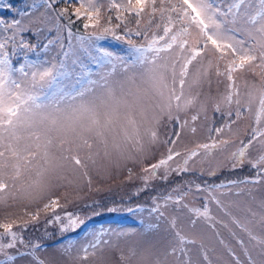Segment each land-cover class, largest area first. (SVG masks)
<instances>
[{"label":"snow or ice","instance_id":"snow-or-ice-1","mask_svg":"<svg viewBox=\"0 0 264 264\" xmlns=\"http://www.w3.org/2000/svg\"><path fill=\"white\" fill-rule=\"evenodd\" d=\"M59 3L61 0H31L27 9L16 10L13 18L0 17V205L6 204L9 198L36 200L49 196L42 209L27 213L28 220L0 222V254L5 257L0 264H15L18 259H27L29 264H45L36 256L40 243H26L23 236L29 224L40 222L41 211L48 217L45 225L58 224L61 232L74 231L85 223L78 213L64 210L61 214L66 205L59 197L49 194L58 186L53 181L63 179L65 171L88 177L87 162L95 164L91 151L94 146L95 155L99 156L102 151L109 161L115 156L117 160L142 162L149 157V146L158 142L155 126L161 115L166 114L169 122L175 120L181 130L184 128L187 120L181 121L173 110L179 113L195 105L197 98L185 96V85H199L208 78L209 69L213 67L212 59L207 65L204 63L208 55L215 58L217 75L226 76L229 82L228 93L216 105L217 112L221 111V104L226 106L227 110L221 114L228 119L220 127L208 129V143H197L184 151L176 150L181 131L173 132L165 141L167 154L142 168V187L134 194L146 191L157 178L166 181L173 172L177 175L189 173L196 165L206 162L209 163V176L215 175L220 166L236 171L245 164L251 167L254 175L220 184L189 182L187 190L176 188L163 197H153V204L147 211L156 224H149L148 229L161 223L167 226L165 230L171 239L165 251H159L151 241L138 240L128 248L127 255L121 253L122 264H168L169 256L175 257L176 264H193V249L188 246H195L196 241L188 239L177 227L184 210L188 209L195 217L191 220L193 227L197 219H203L215 230L216 222L207 202L202 209L189 208L185 203L189 193L206 192L220 205L212 195L220 189L230 192L239 189L235 194L240 195L244 191L251 192L249 185H264V0H178L168 4L160 0L159 8L157 0H127L126 3L110 0L108 11L114 9L120 21L115 28L125 25L121 35L109 27L95 31L102 20L107 24L112 21L111 15L102 13L100 0H63L64 6L57 8ZM0 8L11 11L14 5L3 4L0 0ZM157 13L163 22V34L153 32L149 39L148 31ZM129 16L135 19V30L126 26ZM145 16L148 21L142 30L141 21ZM53 22L58 35L55 40L49 39L43 48L47 50L59 44L61 53L58 55H63L64 60L57 64L39 55L35 59L25 56L24 62L15 66L12 56L17 49L31 51L38 47L25 41L23 33L33 29L42 31L43 28L37 26ZM78 22L85 34H80L79 29L73 30ZM155 27L159 29L161 24L156 23ZM90 28L94 30L89 31ZM62 33L66 34L63 38ZM109 33L116 40L127 43L125 55H117L97 43ZM133 35L142 37L145 44H137ZM65 40L67 50H64ZM81 51L91 56L97 65L110 66L112 71L100 74L96 80L77 78L74 83L70 82L71 74L65 62ZM221 61H225L224 73L219 71ZM246 65L249 71L255 73L259 68L260 72L258 83L246 85L247 102H244L235 86L233 73ZM208 83L210 86L211 81ZM256 99L259 106L247 142L240 140L235 150L229 152L234 141L224 138L225 133L234 135L231 126L245 111H252L251 104ZM200 109H204L203 104ZM196 119L193 115L192 120ZM191 131L195 133L196 129ZM253 148H258L255 157L249 155ZM81 149L89 150L83 160L78 155ZM217 152L228 155L224 161L212 165L211 159ZM33 161L39 162L35 168ZM22 176H27V180ZM87 183L91 189V178ZM168 208L175 215H167ZM127 210L141 209L137 206ZM233 222L248 233L250 242H256L253 248L244 249L246 264H264V238L253 235L247 224ZM107 231L101 228L87 234L91 239L79 248L83 254L81 259L95 255L98 248L110 243L104 239ZM73 247V242L69 241L64 252L70 253ZM13 249L14 254L6 251ZM200 249L205 253L204 260H208L202 244ZM229 254L233 264H241L234 251L230 250Z\"/></svg>","mask_w":264,"mask_h":264},{"label":"rangeland","instance_id":"rangeland-1","mask_svg":"<svg viewBox=\"0 0 264 264\" xmlns=\"http://www.w3.org/2000/svg\"><path fill=\"white\" fill-rule=\"evenodd\" d=\"M100 2L102 4V13L105 16L111 15L112 21L111 24H107L102 20L95 31H102L104 27H109L114 29L117 35H121L124 32L125 25L115 28V25L120 23V21L116 19L117 12L114 9L111 12L108 11L110 0H100ZM117 2H121V0H117ZM123 2L126 3L127 0H123ZM177 2L178 0H165L166 4ZM30 3L31 0H25L21 5L26 10ZM63 6V0L56 5L57 8ZM156 6L157 8L160 7V0H157ZM0 17L10 19L9 15L7 16L6 14H0ZM147 21L148 17L145 16L141 21L140 27L142 30ZM125 23L128 28L133 30L137 27L134 17L129 16ZM156 23L161 24L159 29L155 27ZM53 25L54 22L47 26H37L43 28L42 31L33 29L32 31L23 33L25 41L30 45H38V47L31 51L28 49H17L16 55L12 56L15 66L23 63L25 57L23 54L28 53L34 54L35 58L39 55L41 59L57 64L64 60L63 55H58V53H61L59 44H54L47 50L43 48V45L49 39L55 40L58 35ZM49 29L51 30L49 31ZM77 29H79L80 34H85L79 22L74 26L73 30L76 31ZM93 30L89 29V31ZM153 32L157 35L163 34V22L159 19V13L156 14L152 27L148 31L149 39ZM64 35L66 34L62 33L61 38ZM132 39L137 44H145V40L142 37L133 35ZM97 43L121 56L126 54L128 47L125 41L116 40L110 33L105 34V38L99 40ZM64 50H67L66 40L64 41ZM21 51L23 54L20 53ZM26 56L28 59H35L30 54ZM209 59L213 60V67L209 69L208 78L202 80L199 85L191 87L187 83L185 85V96L196 97L195 105L179 113H176L175 109L173 110L174 115H179L181 121L187 120L188 123L181 130L175 120L169 122L166 114L161 115L160 122L155 126L158 142L149 146L148 159L142 162H133L130 160H117L113 156L112 160L109 161L103 157L102 151L99 156H96V148L94 146L91 151L95 164L91 161L87 162L88 177H84L82 174H73L71 171H65L63 179L53 181V184L58 186H54L49 195L59 197L61 203L66 205V208L61 210V214L64 210L78 213L85 220V223L74 231L61 232L60 225L58 224L45 225V220L48 217L41 211L40 222L36 225L29 224L28 228L23 232V236L26 243L37 241L40 243L41 248L36 253V256L43 260L45 264H122L121 253L127 255L128 248L138 240L151 241L159 251L163 252L171 236L165 230L167 226L163 223L153 229H148L149 224H156L154 218L150 217L147 211L153 204V197H163L176 188L187 190L189 182L220 184L226 183L229 180L243 179L254 175L251 167L245 164L243 168L236 171H232L225 166H220L217 168L215 175L209 176L207 174L209 163L206 162L203 165H196L194 170L189 173L177 175L173 172L166 181L157 178L151 182L146 191H140L138 195L134 194L142 187L140 179L142 168L157 162L167 154L168 145L165 141L173 132L181 131V138L176 146V150L184 151L185 149L194 147L197 143H208V129L220 127L228 119L226 115L222 116L221 114L227 110L226 106L221 104V111L217 112L216 105L228 93L229 89L227 86L229 82L226 76L217 75L214 57L205 55V65H207ZM73 60L77 62L73 64ZM65 63L67 70L71 74L69 81L73 83L77 78L96 80L100 74L112 71L110 66L101 67L97 65L91 56L82 51L74 56H70ZM219 71L224 73L225 61L220 62ZM119 72L120 69L117 67L116 73L119 74ZM259 72V68H256L255 73L249 71L246 65L244 69H237L233 73L235 86L239 93H241L244 102H247V96L244 95L248 91L246 85L250 86L253 83H258ZM208 80L211 81L210 86ZM169 83H171L170 77ZM177 90L179 91V89ZM201 104L204 105L203 110L200 109ZM258 106V99L252 101V111L250 113L245 111L241 119L231 126L234 135L225 133L224 138L234 141L229 148V152L235 150V146L240 140L247 142L248 133L251 127L255 125V114ZM232 108L233 110L235 109L234 104ZM193 115L197 116L195 121L192 120ZM192 128L196 129L195 133L191 131ZM88 154V149H81L78 153L82 160ZM227 155V152H217L215 157L211 159V164L216 165L218 162L224 161ZM249 155L251 157L258 155V148L251 149ZM38 163V161H33L32 167L35 168ZM173 167H175V163H173ZM129 169H131V179L129 178ZM160 174H163V170L160 171ZM32 177L34 178V171ZM27 178V176H22L24 180H27ZM88 178L92 180L91 189L88 187ZM247 187L251 189V192L244 191L240 195L235 194L237 191H240L239 189H232L230 192L226 188L213 193L212 195L220 201V205L206 192H192L186 197L185 203L188 204L189 208L202 209L207 202L210 215L216 222L215 230L208 227L209 222L203 219H197L196 225L193 227L191 220L195 219V217L188 209L184 210L182 219L178 221L177 227L182 230V233L188 239L196 241L195 246H188L193 249L191 253L193 264H233V258L229 254L230 250L234 251L240 258L241 264H246L247 258L244 249L253 248L256 242H250L248 233L244 232L233 221L238 220L247 224L249 231L253 235L258 238H264V221H262V218H264V185H249ZM48 199L49 196L36 200L19 197L15 200L9 198L6 204L0 205V222L16 220L22 223L29 219L27 213H33L42 209ZM137 206H140V211L129 212L127 210L128 208L135 209ZM110 208L118 210L109 211ZM166 214L169 216L175 215L171 208L167 209ZM221 222L226 227L222 226ZM101 228L108 230L104 239L109 240L110 243L98 248L95 255H88L86 259H81L80 257L83 254L78 250L91 239L87 234L94 230L98 231ZM221 240L223 243H221ZM241 240L244 242L243 245L237 242ZM69 241L73 242L74 247L70 253H65L64 248L68 245ZM201 244L207 250L208 260H204L203 258L205 253L200 249ZM6 251L9 254H14L15 252L14 249ZM3 259L5 257L0 254V260ZM15 264H29V261L27 259H18L15 261ZM168 264H176L175 257L169 256Z\"/></svg>","mask_w":264,"mask_h":264},{"label":"trees","instance_id":"trees-1","mask_svg":"<svg viewBox=\"0 0 264 264\" xmlns=\"http://www.w3.org/2000/svg\"><path fill=\"white\" fill-rule=\"evenodd\" d=\"M24 1L25 0H3V4H9V3L13 4L14 5V9L11 10V11H9L6 8L5 9L0 8V14H6L7 16L9 15V18L10 19L13 18V16L16 13V10H20V11H23L24 10V7H22L23 5H21ZM13 11H15V12L13 13ZM20 53L23 54L22 51ZM28 54H30V56L32 58H35V55L34 54H32V53H28ZM28 54H23V55L26 56ZM20 57H22V55H20ZM13 63H15V61H13Z\"/></svg>","mask_w":264,"mask_h":264}]
</instances>
